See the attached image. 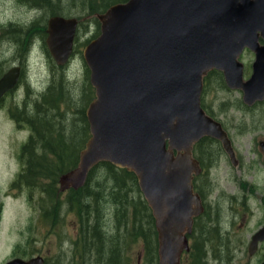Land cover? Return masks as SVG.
I'll return each instance as SVG.
<instances>
[{
  "label": "water",
  "instance_id": "95a60500",
  "mask_svg": "<svg viewBox=\"0 0 264 264\" xmlns=\"http://www.w3.org/2000/svg\"><path fill=\"white\" fill-rule=\"evenodd\" d=\"M95 18L99 35L82 52L94 90L85 111L89 138L76 167L60 176L59 192L83 188L100 163L132 173L154 220L158 264H180L203 212L194 146L214 139L234 160L227 132L201 106L204 79L222 73L247 107L264 100V0H128ZM77 25L75 18L47 21L46 48L59 67L73 52ZM244 51L254 54L246 80ZM18 77L15 67L0 79V97Z\"/></svg>",
  "mask_w": 264,
  "mask_h": 264
},
{
  "label": "rangeland",
  "instance_id": "374dc122",
  "mask_svg": "<svg viewBox=\"0 0 264 264\" xmlns=\"http://www.w3.org/2000/svg\"><path fill=\"white\" fill-rule=\"evenodd\" d=\"M44 1L0 0V75L14 67L21 69L18 86L0 103V201H4L6 192L8 212L7 247L2 248L0 243V260L2 249L7 251L17 245L25 255L42 256L46 264H109L111 258L115 260L116 248L122 250L127 261L132 259L133 264L135 256L142 259V264H158L146 255L151 244L142 235L146 234L148 225L143 217L134 220V203L138 205L140 196L145 201L142 194L131 193V205L118 202L117 206L110 198L111 185H101L104 177H108L105 171L94 174L81 199L73 198L68 193L70 190L59 192L58 182L56 186L51 183L64 165L51 154L49 146L42 166L44 171H51L48 177L36 175L16 185L27 163L23 149L28 145L40 154L47 145L43 137L59 152V147L51 141L62 135L59 140L65 146L60 148L70 151L75 147L69 140L79 132L78 109L84 97L89 98L85 81L89 71L82 52L99 32L94 15L123 0H62L58 6L54 0L51 4ZM52 14L79 20L73 52L64 67L55 64L43 40L46 22ZM240 61L244 75H249L253 55L245 51ZM203 98L204 108L221 122L234 152L246 166L233 167L216 143L204 144L196 150V158H203L204 154L208 160L204 161V174L196 180L198 188L194 186L205 199L209 212L195 224L193 234L188 237L189 251L183 253L180 264H225V248L207 244V236L213 235L204 230L209 224L218 228L221 236L232 235L233 228L238 230V218L231 228L232 206L228 200L237 191L235 180L243 177L249 181L254 177L255 183L262 186L264 178L261 160L250 161L253 153L259 154L258 141L264 140V105L246 107L241 92L222 86L219 79L209 82ZM212 158L214 161L210 163ZM234 198L233 207L240 212L241 196ZM70 199L82 204V220L78 207L70 206ZM139 209L141 215L146 213L144 207ZM91 231L98 233L94 246L88 244ZM235 258L241 260L242 256L236 254Z\"/></svg>",
  "mask_w": 264,
  "mask_h": 264
},
{
  "label": "trees",
  "instance_id": "16d2710c",
  "mask_svg": "<svg viewBox=\"0 0 264 264\" xmlns=\"http://www.w3.org/2000/svg\"><path fill=\"white\" fill-rule=\"evenodd\" d=\"M42 1V0H39ZM44 1V0H43ZM47 3L49 2L50 4L52 3L53 0H45L44 2ZM56 6H58L60 3H62V0H54ZM127 0H123L122 2H125ZM32 2V0H31ZM42 2V3H44ZM36 5H39L38 2L35 1ZM107 7V5L105 6ZM110 7V6H109ZM108 7V8H109ZM107 8V9H108ZM56 10V9H55ZM94 14V13H92ZM53 16H59L61 14H52ZM52 16V17H53ZM96 21V20H95ZM97 22V21H96ZM98 31H99V24H98ZM99 34V32H98ZM97 34V36H98ZM96 36V37H97ZM44 38H46V33H45V29H44V33H43V40ZM212 79H219L222 86H224V81L222 78V75L219 72L213 71L211 73L208 74V76L204 79V86H203V92H202V99H201V105L203 107V109L210 115V113L204 108L203 105V95L206 92L207 86L209 84V82H212ZM85 81L86 86H87V90L89 93V98L87 96L84 97L83 102L80 104V108L78 109V117L80 120V125H79V132L76 134V136L71 137V140H69V142L73 145H75V147L68 151L65 148H60L61 146H65V144L63 143V141L60 142V138L62 135H60L59 139H52L51 143L55 146V147H59V152L54 150L51 146V144L49 143L48 140H46L45 138L41 137L43 140V142L47 145H44V147L41 149V153H37L34 150H32L30 148V146L28 145L27 147H25L23 149V154L24 156H26V160L27 163L25 164L23 171L18 175L17 179H16V185L19 184L20 182H27L26 180H28L29 177H33L36 178L37 176L40 177H44L47 178L48 174L51 172H46L44 171V168L42 166H44L43 161L46 159L47 157V151H45V149H47V147L50 146V152L52 155H56V157L60 158L61 162L63 163L64 166H61V168L59 169L60 173H55L53 182L51 183V185H55L58 182V179L61 175L69 172L70 170L74 169L77 165L78 162V155L80 153V151L83 149L86 141L89 138V128H88V123L85 117V111L87 106L89 105V103L91 102V100L94 97V92L93 89L91 88L90 84H89V77H88V73H86V79ZM53 88V87H52ZM51 94L54 96V93L51 90ZM48 108V106H47ZM211 116V115H210ZM213 117V116H212ZM82 124V125H81ZM74 135V134H73ZM71 135V136H73ZM76 138H78L77 140H75ZM31 142L34 143L33 140H31ZM212 143H216V145L219 146L218 142L209 139V138H204L202 140H200L195 146H194V157L195 159L200 163L201 168H203L205 170V162L204 161H208L204 154H203V158L201 156V158H196L195 156V152L197 149L203 147L204 144H212ZM36 144V143H35ZM61 145V146H60ZM29 154V155H28ZM36 160H35V159ZM210 160V159H209ZM214 161V159L212 158L210 160V163ZM105 171L108 175V177H104V183L101 182V185H106V184H110L111 185V195L110 198L112 200L115 201V204L118 206V202H123L126 205H131L133 203V200L131 199V193H139L140 196V190L137 184V180L135 178V176L123 169H118L108 163H100L99 165L95 166L89 173L87 182L85 184V186L77 191H73L70 190L68 191V193L75 198H80L81 199V194H83L86 190H87V186L90 183V181H92V177L94 176V174L97 171ZM27 186V184H25ZM53 193H56V190H53ZM79 194V195H78ZM90 194V193H89ZM96 195V193H95ZM94 195V197H95ZM93 197V198H94ZM131 199V200H130ZM70 206L73 207H78V210L80 212V220H82V212H81V203H77L73 200L70 199ZM135 207H134V220L137 221L139 219V217H143L144 221L146 222V224L148 225L147 230H145L146 234H143L142 236H144V238L148 241V244H151V247L148 249L147 251V256H150L153 260V262H156V260L158 261V254H157V246H158V242H157V232L155 230V226H154V220L153 217L150 213V210L146 204L145 201H143L141 199V196L139 198V203L137 205V202L134 203ZM144 207V209L146 210V213H144V215H141V211L139 208ZM196 224V222H195ZM196 228V227H195ZM137 234V233H136ZM193 232L190 234L192 235ZM189 235V236H190ZM97 236L98 233L95 231H91L90 234L88 235V244L94 246V241L97 240ZM138 236V235H135ZM145 242V240H143ZM97 244V243H96ZM146 244V243H145ZM95 249H98L95 248ZM135 263L134 264H142V259L138 258V256H135ZM114 259H110L108 262L109 264H133L132 259H130L129 261H127L126 258L123 257L122 255V250H117V248L115 249V256ZM46 262V261H45ZM44 262V264H46Z\"/></svg>",
  "mask_w": 264,
  "mask_h": 264
},
{
  "label": "flooded vegetation",
  "instance_id": "af4514ba",
  "mask_svg": "<svg viewBox=\"0 0 264 264\" xmlns=\"http://www.w3.org/2000/svg\"><path fill=\"white\" fill-rule=\"evenodd\" d=\"M253 55V54H252ZM20 69V67H19ZM4 74L0 75V79ZM21 75V69H20ZM14 91V90H12ZM6 92L0 97V103L4 100V98L11 93ZM264 105V100L260 102H256L253 106L256 105ZM251 106V107H253ZM219 144V143H218ZM221 147V145L219 144ZM259 154L253 153V161L255 162L256 158L261 160L264 169V140L258 141ZM233 149V148H232ZM226 157L228 158L229 163L235 167L240 168L242 166H246L244 161L241 158H238L233 149L234 160L231 161L229 155L224 152ZM0 165L2 166V162L0 160ZM203 174L197 176L194 180V184L196 186V180ZM252 180L245 181L243 177L237 178L235 180L237 184V191L233 193L232 196L236 197V195H240V204L242 208L240 212L234 209L233 200L234 197H229L228 200L231 202L230 208V222H232L231 228L234 227V222L238 218L240 225L238 226V230H232V233L237 236V239H234L235 236L231 234H227L224 236L219 235L221 231L217 228L215 229L212 225L209 224L210 227H207L204 232L212 233L213 236H207L209 238V242L207 244L214 245L217 247H224L226 250L225 256V264H264V178L262 186H259L255 183L254 177H251ZM196 188H198L196 186ZM4 192V201H0V243H2V248L7 247V224H8V212L6 208L5 199L7 195ZM199 196L201 198V202H203V206L205 207L203 213L196 219V223L200 222L202 219H205L206 215L209 212V208L206 207L205 199L202 198L200 192ZM238 203V202H236ZM259 215V216H258ZM258 219L254 222V219ZM194 222V227H195ZM206 227V226H204ZM194 231V228H193ZM2 234V235H1ZM3 237V239H2ZM233 239H232V238ZM206 240V239H205ZM204 240V241H205ZM202 242V241H201ZM206 244V241H205ZM230 248V249H229ZM9 251V252H8ZM3 252H7V256H3ZM2 260H0V264H8L14 260H29L37 255H25L23 249L20 246H10L9 249L1 251ZM236 254H240L242 256L241 260H237Z\"/></svg>",
  "mask_w": 264,
  "mask_h": 264
}]
</instances>
